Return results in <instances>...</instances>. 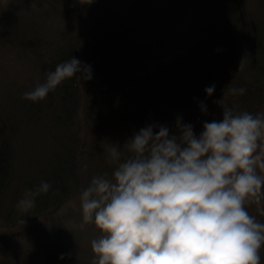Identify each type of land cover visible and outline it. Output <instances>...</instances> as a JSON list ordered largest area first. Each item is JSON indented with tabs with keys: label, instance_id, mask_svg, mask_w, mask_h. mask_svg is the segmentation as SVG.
<instances>
[{
	"label": "trees",
	"instance_id": "16d2710c",
	"mask_svg": "<svg viewBox=\"0 0 264 264\" xmlns=\"http://www.w3.org/2000/svg\"><path fill=\"white\" fill-rule=\"evenodd\" d=\"M184 30L195 37L185 54L139 71ZM72 56L91 66L90 80H66L40 102L22 98ZM241 87L245 94H229ZM221 99L264 113V0H0V215L9 230L24 220L13 258L92 264L100 232L81 226L80 208L65 212L93 176L111 174L112 144L152 124L176 134L178 117L199 135L204 122L222 119ZM41 181L51 189L22 213L17 202ZM260 255L264 264V245Z\"/></svg>",
	"mask_w": 264,
	"mask_h": 264
},
{
	"label": "clouds",
	"instance_id": "9594fccd",
	"mask_svg": "<svg viewBox=\"0 0 264 264\" xmlns=\"http://www.w3.org/2000/svg\"><path fill=\"white\" fill-rule=\"evenodd\" d=\"M72 78L90 80L91 66L72 56L22 98L43 101ZM218 103L222 119L204 122L199 135L178 117L176 134L152 124L112 144L113 171L93 176L80 194L81 226L100 232L92 264H261L264 222L248 209L264 215V113ZM51 187L26 190L17 208L30 211Z\"/></svg>",
	"mask_w": 264,
	"mask_h": 264
},
{
	"label": "rangeland",
	"instance_id": "374dc122",
	"mask_svg": "<svg viewBox=\"0 0 264 264\" xmlns=\"http://www.w3.org/2000/svg\"><path fill=\"white\" fill-rule=\"evenodd\" d=\"M188 27V25H186ZM177 31H174L175 36L172 38L168 44L166 50H158L157 51V57L156 58H146L142 59L141 63L137 64L139 66V71L141 73H152L155 71L156 67L161 65H169L168 63L176 58L181 56L182 54H185L187 49L191 46V42L195 40L194 34L190 31H182L181 33H176ZM193 36L192 39L185 38L186 36ZM183 36V37H181ZM181 38L182 42L174 46L175 39ZM104 149L105 146H104ZM102 154L99 153H93L92 156H96ZM95 163H92L90 167H93ZM81 203L77 202L73 207L66 211L65 214L75 213L78 215H81L80 209H81ZM80 208V209H79ZM62 216V215H60ZM67 218H63L62 220H66ZM5 226L4 223V217L0 215V264H20L15 260L14 253H17L18 251H21L23 249V238L19 237L18 234V228L22 227V225L16 226V228L9 230V228H3ZM44 240L41 245V251L42 255L47 256V251L44 247ZM42 258V257H41ZM31 262V261H30ZM69 264L70 262L67 260L66 262ZM22 264H29L28 262H23Z\"/></svg>",
	"mask_w": 264,
	"mask_h": 264
}]
</instances>
